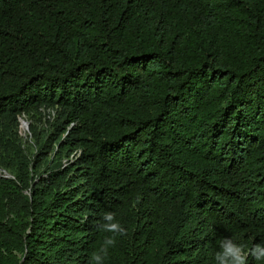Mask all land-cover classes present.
<instances>
[{
  "label": "trees",
  "instance_id": "trees-1",
  "mask_svg": "<svg viewBox=\"0 0 264 264\" xmlns=\"http://www.w3.org/2000/svg\"><path fill=\"white\" fill-rule=\"evenodd\" d=\"M106 211L105 264L264 242V0H0V264H89Z\"/></svg>",
  "mask_w": 264,
  "mask_h": 264
},
{
  "label": "clouds",
  "instance_id": "clouds-1",
  "mask_svg": "<svg viewBox=\"0 0 264 264\" xmlns=\"http://www.w3.org/2000/svg\"><path fill=\"white\" fill-rule=\"evenodd\" d=\"M23 123L28 124L22 119V126ZM97 227L99 231L105 233V236L100 246L91 253L89 264H105L109 251L115 247L118 238L128 234L126 226L117 219V214L113 211L104 212L102 222ZM250 257L258 264H264V242L253 243L251 247H247L232 237H224L219 241L214 262L215 264H250Z\"/></svg>",
  "mask_w": 264,
  "mask_h": 264
},
{
  "label": "rangeland",
  "instance_id": "rangeland-1",
  "mask_svg": "<svg viewBox=\"0 0 264 264\" xmlns=\"http://www.w3.org/2000/svg\"><path fill=\"white\" fill-rule=\"evenodd\" d=\"M25 121V120H24ZM23 129H24V131L26 130H28V126L26 127V125L23 123Z\"/></svg>",
  "mask_w": 264,
  "mask_h": 264
},
{
  "label": "water",
  "instance_id": "water-1",
  "mask_svg": "<svg viewBox=\"0 0 264 264\" xmlns=\"http://www.w3.org/2000/svg\"><path fill=\"white\" fill-rule=\"evenodd\" d=\"M28 126V124L26 123V127Z\"/></svg>",
  "mask_w": 264,
  "mask_h": 264
}]
</instances>
